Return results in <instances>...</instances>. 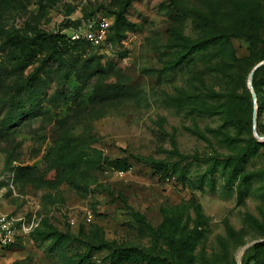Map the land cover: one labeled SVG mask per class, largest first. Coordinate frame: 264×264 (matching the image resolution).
<instances>
[{
	"label": "rangeland",
	"instance_id": "obj_1",
	"mask_svg": "<svg viewBox=\"0 0 264 264\" xmlns=\"http://www.w3.org/2000/svg\"><path fill=\"white\" fill-rule=\"evenodd\" d=\"M102 18L103 43L70 37ZM12 33L39 50H0V213L17 229L0 264H236L264 237V0H0V43Z\"/></svg>",
	"mask_w": 264,
	"mask_h": 264
},
{
	"label": "trees",
	"instance_id": "obj_2",
	"mask_svg": "<svg viewBox=\"0 0 264 264\" xmlns=\"http://www.w3.org/2000/svg\"><path fill=\"white\" fill-rule=\"evenodd\" d=\"M111 30H112V26L110 28V31ZM110 31H109V34H110ZM109 34H108V36H109ZM219 38H220L219 36H213V37L206 38V39H199V40L191 43L188 46L187 51L180 55V57L176 61V64H181L185 59H187V57L190 54L206 47L209 44H212V43L218 44ZM224 44L222 46H229L228 42L225 45ZM36 46H37V44H35V43H27L25 41H22L19 36H16L15 33H12L8 36V38H6L5 40H3L0 43V50L1 49H7L8 52H10L11 49L18 48L20 50L21 56H23V58H30V57H33L34 55H36V53L38 52L39 49H38V46L37 47ZM57 58H59V55L54 57V59H57ZM262 67H264V63L262 65H260L259 67H257L252 74V88H253L255 93L257 91L256 86H255V77H256V74L258 73V71ZM1 73H2V65L0 64V81H1ZM203 96L204 97H210V95H208L206 93H204V94L194 93L192 95H189V98L193 102H195L196 104H200L203 102ZM231 98H233V94H226L223 96V102H224L225 106L229 105L227 100H231ZM202 108H205V107H202ZM203 110L206 111V109H203ZM258 134L260 135L259 129H258ZM254 143H258V142L255 141ZM252 146H254V145H252ZM252 146H250V145L247 146L243 150V152L236 154L232 157L233 163H232L231 173L232 174L238 173L242 182H248L249 178L251 177V174L244 173L243 163L246 161L247 156L253 152L254 147H252ZM229 162H231V161H229ZM169 241L172 245H175L172 238L169 239ZM99 246H101V245H93L92 248L99 247ZM106 246L108 249H111V247H109V245H106ZM254 246L255 247H261L262 249H264V241L256 243V244H254ZM175 250H177V255L180 254L179 248L177 246L175 247ZM241 264H243L242 258H241ZM260 264H264V261H262Z\"/></svg>",
	"mask_w": 264,
	"mask_h": 264
},
{
	"label": "built area",
	"instance_id": "obj_3",
	"mask_svg": "<svg viewBox=\"0 0 264 264\" xmlns=\"http://www.w3.org/2000/svg\"><path fill=\"white\" fill-rule=\"evenodd\" d=\"M110 22L106 18L100 19L95 24H90L85 29H78L71 34L72 39H84L94 45L103 43L108 35ZM17 229L14 219L4 213H0V247H4L13 242Z\"/></svg>",
	"mask_w": 264,
	"mask_h": 264
},
{
	"label": "water",
	"instance_id": "obj_4",
	"mask_svg": "<svg viewBox=\"0 0 264 264\" xmlns=\"http://www.w3.org/2000/svg\"><path fill=\"white\" fill-rule=\"evenodd\" d=\"M263 63H264V60L254 66V68L250 74V77H249V84L251 87H252V74H253L254 70L257 67H259L260 65H262ZM254 131H255V134L258 135L256 130H255V127H254ZM262 241H264V237L260 238V239H253V240L245 243L243 246H241L237 252V255H236V264H241L242 255H243L244 251L247 249V247H249L250 245H254L256 243L262 242Z\"/></svg>",
	"mask_w": 264,
	"mask_h": 264
}]
</instances>
